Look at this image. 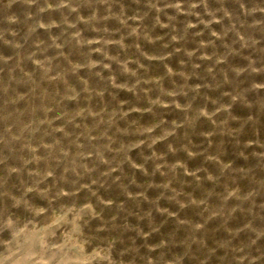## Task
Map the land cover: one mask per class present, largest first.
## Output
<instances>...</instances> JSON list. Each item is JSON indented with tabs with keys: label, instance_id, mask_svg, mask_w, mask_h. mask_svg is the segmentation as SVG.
Here are the masks:
<instances>
[{
	"label": "rangeland",
	"instance_id": "obj_1",
	"mask_svg": "<svg viewBox=\"0 0 264 264\" xmlns=\"http://www.w3.org/2000/svg\"><path fill=\"white\" fill-rule=\"evenodd\" d=\"M0 264H264V0H0Z\"/></svg>",
	"mask_w": 264,
	"mask_h": 264
}]
</instances>
